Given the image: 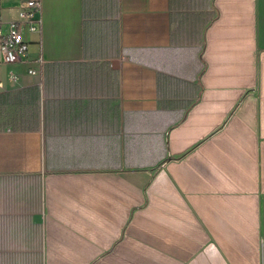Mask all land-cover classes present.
Masks as SVG:
<instances>
[{"label": "crops", "instance_id": "1", "mask_svg": "<svg viewBox=\"0 0 264 264\" xmlns=\"http://www.w3.org/2000/svg\"><path fill=\"white\" fill-rule=\"evenodd\" d=\"M42 3L0 50V264H264V0Z\"/></svg>", "mask_w": 264, "mask_h": 264}, {"label": "built area", "instance_id": "2", "mask_svg": "<svg viewBox=\"0 0 264 264\" xmlns=\"http://www.w3.org/2000/svg\"><path fill=\"white\" fill-rule=\"evenodd\" d=\"M22 7L19 20L10 23L7 31H4L0 23V50L5 64L27 63L29 51L25 32H40L42 0H27ZM28 73L34 75L36 70L30 69ZM10 79L12 81L18 80L14 75H11Z\"/></svg>", "mask_w": 264, "mask_h": 264}]
</instances>
